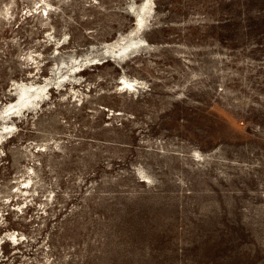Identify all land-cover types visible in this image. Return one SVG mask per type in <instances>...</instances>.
I'll return each mask as SVG.
<instances>
[{
  "label": "rangeland",
  "instance_id": "obj_1",
  "mask_svg": "<svg viewBox=\"0 0 264 264\" xmlns=\"http://www.w3.org/2000/svg\"><path fill=\"white\" fill-rule=\"evenodd\" d=\"M142 1L0 0V109L50 81L0 119V264H264V0H153L104 56Z\"/></svg>",
  "mask_w": 264,
  "mask_h": 264
},
{
  "label": "bare ground",
  "instance_id": "obj_2",
  "mask_svg": "<svg viewBox=\"0 0 264 264\" xmlns=\"http://www.w3.org/2000/svg\"><path fill=\"white\" fill-rule=\"evenodd\" d=\"M134 3V2H133ZM132 3L130 8H133L135 14H136V19H137V30H136V35L135 36H122L120 39L116 38L113 41H108L105 42L102 45V54L104 56H109V59H117V58H122L130 55L131 53L135 52L136 50L144 47H149L151 46L150 43L147 41V39L138 34V31L140 30L141 26L146 23L148 20L151 11L153 9V0H143L138 6H135ZM49 4V3H48ZM46 4V6L48 5ZM51 5V4H49ZM53 6V5H52ZM46 9H44L45 11ZM43 11V10H42ZM132 33V32H130ZM129 34V33H128ZM66 35V34H65ZM120 37V36H119ZM57 42V41H56ZM58 44V43H56ZM62 44V43H61ZM59 46V45H58ZM57 50V49H56ZM101 56V55H100ZM85 58V57H84ZM95 60V59H94ZM118 60V59H117ZM77 61V60H75ZM96 63L98 61H95ZM62 63V61H61ZM74 63V62H73ZM71 64L67 65V70L66 73L59 74V77L61 78L60 80H69L71 81L73 78H76V70L79 65H81L80 61L77 62V64ZM65 65V66H66ZM59 66H57V69ZM56 76V75H55ZM58 77V78H59ZM122 82L124 85L134 88V86L137 85V83H143V81H139L137 78L129 79L126 77H123ZM50 81L47 82V80L44 83H36V82H27V81H21L16 83V100H12L7 102L2 109H0V119L4 120L6 119L7 116L13 113L21 112V110L35 106L39 103V101L45 96L46 93H48L47 89L49 87ZM12 125L8 124H3V127L1 128H8ZM2 131L0 130V133ZM2 135V134H1ZM2 237L0 236V240ZM7 239L11 240H17L19 239L17 234L14 232H8L7 233Z\"/></svg>",
  "mask_w": 264,
  "mask_h": 264
}]
</instances>
